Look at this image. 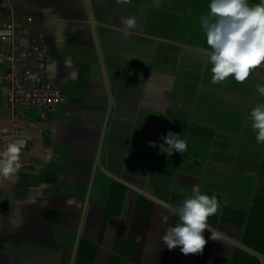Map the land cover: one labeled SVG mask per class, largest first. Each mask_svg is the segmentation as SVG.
<instances>
[{
    "label": "crops",
    "instance_id": "1",
    "mask_svg": "<svg viewBox=\"0 0 264 264\" xmlns=\"http://www.w3.org/2000/svg\"><path fill=\"white\" fill-rule=\"evenodd\" d=\"M210 3L0 0V31L16 23L24 45L42 33L64 95L39 123L0 92V148L14 122L26 141L20 170L0 177V264H264V143L249 120L264 64L243 83H211ZM124 18L136 20L127 35ZM12 47L0 38V53ZM169 130L184 154L159 152ZM194 185L216 195L208 224L228 241L206 229L203 253L184 255L163 243L178 219L165 205Z\"/></svg>",
    "mask_w": 264,
    "mask_h": 264
},
{
    "label": "clouds",
    "instance_id": "2",
    "mask_svg": "<svg viewBox=\"0 0 264 264\" xmlns=\"http://www.w3.org/2000/svg\"><path fill=\"white\" fill-rule=\"evenodd\" d=\"M209 8L210 12L201 17L200 23L211 49L207 52L211 83L219 84L229 77L243 83L254 69L264 64V0L257 4H250L249 0H211ZM122 23L121 31L125 35L136 27L134 18H124ZM258 92L264 96V86H258ZM249 120L257 143H264V103L251 109ZM161 140L160 153L172 156L187 151V142L181 134L169 130ZM148 145L157 147V142L148 141ZM25 147V140L12 139L0 151V177L10 178L20 170ZM165 207L170 215L178 218L162 238L168 250L179 247L184 255L202 254L208 243L203 234L206 229L211 232V240L222 244L228 241L224 233L208 224L209 217L216 215L221 207L216 195L203 194L198 185H194L191 194L178 205L166 204ZM167 219L165 217V222Z\"/></svg>",
    "mask_w": 264,
    "mask_h": 264
},
{
    "label": "built area",
    "instance_id": "3",
    "mask_svg": "<svg viewBox=\"0 0 264 264\" xmlns=\"http://www.w3.org/2000/svg\"><path fill=\"white\" fill-rule=\"evenodd\" d=\"M32 21V18H28ZM16 23L6 24L0 31L3 41L12 43L11 53H0V63L8 61L12 65L10 71L0 70L1 77L7 81L0 92L5 95L15 109L20 113L34 110L39 116V123L56 110L63 102L64 95L61 87L50 77L46 70L48 51L44 44L42 33L33 34L27 45L21 44V35L16 31ZM22 69H17V67ZM20 122H14L9 136L2 139V151L12 139H21ZM39 126V124H37Z\"/></svg>",
    "mask_w": 264,
    "mask_h": 264
}]
</instances>
